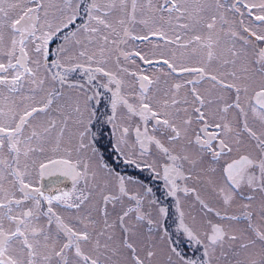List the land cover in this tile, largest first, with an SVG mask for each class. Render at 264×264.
<instances>
[{
    "label": "snow or ice",
    "instance_id": "6c2138e0",
    "mask_svg": "<svg viewBox=\"0 0 264 264\" xmlns=\"http://www.w3.org/2000/svg\"><path fill=\"white\" fill-rule=\"evenodd\" d=\"M0 264H264V0H0Z\"/></svg>",
    "mask_w": 264,
    "mask_h": 264
},
{
    "label": "flooded vegetation",
    "instance_id": "af4514ba",
    "mask_svg": "<svg viewBox=\"0 0 264 264\" xmlns=\"http://www.w3.org/2000/svg\"><path fill=\"white\" fill-rule=\"evenodd\" d=\"M106 137H107V132H106V130H105V138H104V139H101V141H100L101 145L106 144V142H107ZM130 171H131V170H130ZM146 177H147V173H145V174H143V175L141 176L142 179H145Z\"/></svg>",
    "mask_w": 264,
    "mask_h": 264
}]
</instances>
